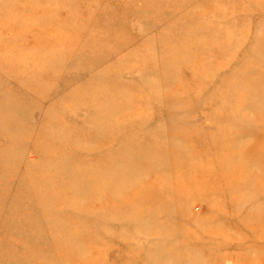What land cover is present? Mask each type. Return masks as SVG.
I'll return each mask as SVG.
<instances>
[{
  "label": "rangeland",
  "instance_id": "obj_1",
  "mask_svg": "<svg viewBox=\"0 0 264 264\" xmlns=\"http://www.w3.org/2000/svg\"><path fill=\"white\" fill-rule=\"evenodd\" d=\"M0 264H264V0H0Z\"/></svg>",
  "mask_w": 264,
  "mask_h": 264
}]
</instances>
